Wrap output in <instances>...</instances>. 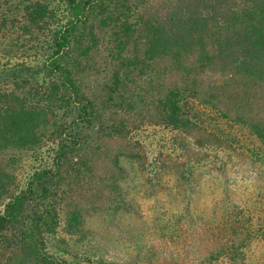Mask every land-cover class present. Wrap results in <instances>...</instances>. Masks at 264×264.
Wrapping results in <instances>:
<instances>
[{
  "label": "trees",
  "instance_id": "1",
  "mask_svg": "<svg viewBox=\"0 0 264 264\" xmlns=\"http://www.w3.org/2000/svg\"><path fill=\"white\" fill-rule=\"evenodd\" d=\"M156 128L174 161H148L136 136ZM6 151L33 155L21 186ZM219 151L264 161V0H0V264H115L59 244L116 203L120 157L189 168ZM256 240L264 222L230 210L144 259L264 264Z\"/></svg>",
  "mask_w": 264,
  "mask_h": 264
},
{
  "label": "rangeland",
  "instance_id": "2",
  "mask_svg": "<svg viewBox=\"0 0 264 264\" xmlns=\"http://www.w3.org/2000/svg\"><path fill=\"white\" fill-rule=\"evenodd\" d=\"M144 133L136 138L144 144L149 162L158 154L164 161H174L178 156L169 130L150 129L146 138ZM234 133L241 136L242 146L255 142L245 128L237 127ZM1 158L18 185H23L35 164L32 153L6 151ZM120 165L123 175L116 203L89 208L83 216L85 238L78 242L76 237H67L69 247L59 244L63 250H85L115 264H146L148 249L162 244L181 226L199 221L213 223L230 210L240 215L248 213L256 226L263 225L262 159L250 162L219 151L189 168L166 163L157 169L129 156H121ZM263 248L261 240H256L251 251L262 259Z\"/></svg>",
  "mask_w": 264,
  "mask_h": 264
}]
</instances>
